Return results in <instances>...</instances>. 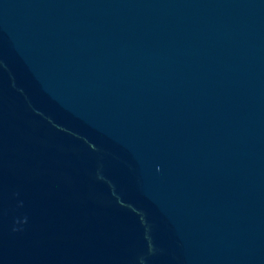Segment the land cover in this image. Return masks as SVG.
<instances>
[{"label":"water","instance_id":"95a60500","mask_svg":"<svg viewBox=\"0 0 264 264\" xmlns=\"http://www.w3.org/2000/svg\"><path fill=\"white\" fill-rule=\"evenodd\" d=\"M0 264H264V0H0Z\"/></svg>","mask_w":264,"mask_h":264}]
</instances>
